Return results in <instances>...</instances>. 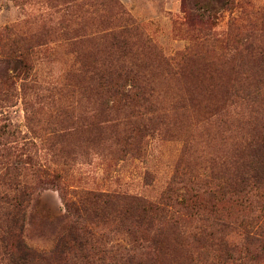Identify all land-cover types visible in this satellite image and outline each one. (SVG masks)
I'll return each mask as SVG.
<instances>
[{
  "label": "rangeland",
  "instance_id": "1",
  "mask_svg": "<svg viewBox=\"0 0 264 264\" xmlns=\"http://www.w3.org/2000/svg\"><path fill=\"white\" fill-rule=\"evenodd\" d=\"M21 189L38 253L75 229L92 264H264V0H0Z\"/></svg>",
  "mask_w": 264,
  "mask_h": 264
},
{
  "label": "trees",
  "instance_id": "2",
  "mask_svg": "<svg viewBox=\"0 0 264 264\" xmlns=\"http://www.w3.org/2000/svg\"><path fill=\"white\" fill-rule=\"evenodd\" d=\"M23 189L18 190L16 193L18 196L0 194V211L3 210V217L6 220V225L0 227V256L5 259L6 264H92L85 254L84 242L78 235L70 237L75 229L70 231L67 237L60 239L47 253L35 252L24 244L21 237L24 215L22 203L28 191L23 193ZM72 254H75L77 261L72 262L70 259Z\"/></svg>",
  "mask_w": 264,
  "mask_h": 264
}]
</instances>
